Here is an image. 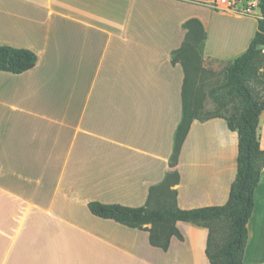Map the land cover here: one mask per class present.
<instances>
[{"label": "crops", "instance_id": "crops-1", "mask_svg": "<svg viewBox=\"0 0 264 264\" xmlns=\"http://www.w3.org/2000/svg\"><path fill=\"white\" fill-rule=\"evenodd\" d=\"M201 1L0 0V45L37 54L27 71H0V264H210L204 226L178 221L183 239L164 251L88 208L141 206L174 170L180 208L226 203L238 135L223 118L201 121V170L186 149L197 120L171 164L185 76L172 52L197 18L204 59L227 65L260 15ZM257 132L264 148V109ZM247 228L243 263L264 264V172Z\"/></svg>", "mask_w": 264, "mask_h": 264}, {"label": "trees", "instance_id": "trees-1", "mask_svg": "<svg viewBox=\"0 0 264 264\" xmlns=\"http://www.w3.org/2000/svg\"><path fill=\"white\" fill-rule=\"evenodd\" d=\"M257 30L245 51L225 67L224 80L207 89L212 109H199L196 102L194 77L197 64L203 59L206 30L197 18L183 23L187 30L182 45L172 52V61L183 67L182 119L174 135L171 164L178 157L194 120L223 118L230 130L238 135L236 176L230 186L228 199L223 205L189 209L177 204L179 183L177 170L168 172L164 180L150 186L148 198L142 206L119 203L88 202L90 212L100 218L111 219L130 228L146 230L149 243L166 251L171 239H183L177 222L184 221L209 229L206 256L210 264H244L243 255L248 238L247 223L254 209V191L264 172V148L257 132L259 117L264 109V98L256 85L264 82V0H259ZM37 54L26 47L0 45V71L22 73L35 66ZM193 79L190 80V77ZM226 223V236L221 245L213 240L211 222ZM150 225V227H147Z\"/></svg>", "mask_w": 264, "mask_h": 264}, {"label": "rangeland", "instance_id": "rangeland-1", "mask_svg": "<svg viewBox=\"0 0 264 264\" xmlns=\"http://www.w3.org/2000/svg\"><path fill=\"white\" fill-rule=\"evenodd\" d=\"M190 2L193 3L194 6H197V7L205 8V9L208 8L207 6H205L204 1L190 0ZM199 10H200L199 15L201 16V9ZM251 13L260 15V11L258 8L253 9ZM225 67H226L225 64L218 63L213 60H205L204 57L201 61L198 62L197 71L194 77V89L197 92L196 102L198 103L199 109L203 108L207 110V109H212L214 107V103L212 99L207 95V89L209 86L219 84L224 80ZM191 79L192 78L190 77V80ZM255 87H256V91L259 92L260 97L264 98V82L256 85ZM32 94L33 93L31 92L30 96H32ZM197 124L198 125L196 126L191 139L187 143L186 149L189 155V158H188L189 162H191L192 160L193 162L194 160H197V162L199 161L197 163L198 170H201V159H196L198 155L201 153V121L197 120ZM196 154H197V157L193 156ZM190 155H191V158H190ZM210 226L213 230V240L215 241V243L221 245L226 236V223L224 221L211 222ZM160 253H163V252H160ZM160 255H158V261L161 262V264H166L167 260L165 259V256L163 257L162 254ZM195 264H197L196 261H195Z\"/></svg>", "mask_w": 264, "mask_h": 264}, {"label": "built area", "instance_id": "built-area-1", "mask_svg": "<svg viewBox=\"0 0 264 264\" xmlns=\"http://www.w3.org/2000/svg\"><path fill=\"white\" fill-rule=\"evenodd\" d=\"M259 0H213L212 6L217 9H233L241 13H251L258 8ZM264 53V46L262 48Z\"/></svg>", "mask_w": 264, "mask_h": 264}]
</instances>
